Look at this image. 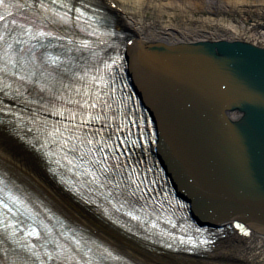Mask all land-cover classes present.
Returning a JSON list of instances; mask_svg holds the SVG:
<instances>
[{
    "label": "water",
    "instance_id": "1",
    "mask_svg": "<svg viewBox=\"0 0 264 264\" xmlns=\"http://www.w3.org/2000/svg\"><path fill=\"white\" fill-rule=\"evenodd\" d=\"M145 50L156 72L137 77L168 136L159 149L172 174L208 213L264 233V47L219 39Z\"/></svg>",
    "mask_w": 264,
    "mask_h": 264
},
{
    "label": "bare ground",
    "instance_id": "2",
    "mask_svg": "<svg viewBox=\"0 0 264 264\" xmlns=\"http://www.w3.org/2000/svg\"><path fill=\"white\" fill-rule=\"evenodd\" d=\"M101 1L107 6L116 23L125 27L136 37L138 46L136 45L137 49L131 55L132 65L137 71H142L144 77L145 70L150 76L156 72L153 65L148 67L150 54H147L145 50L153 43L168 46L174 43L213 42L221 38L245 41L264 47V0ZM251 5L255 7L251 8ZM238 7L252 11L253 20L247 21L237 17L234 9ZM199 9L202 12L218 13V18L215 16L213 20L218 19L221 22L213 24L210 22L213 17L209 18V15L204 14L196 15ZM178 14L179 18L175 16ZM195 141H197L196 138ZM0 159L30 177L37 186L53 194L57 203L59 202L66 210L78 213L94 229L115 244L150 264H264V233L260 231H249L248 234H243L234 228L226 227L222 229L224 235L219 236L210 251L191 256L170 252L133 239L111 226L95 210H85L84 206L58 182L40 152L35 150L25 136L20 135L17 126L8 124L1 116ZM29 174H32V177ZM224 254L229 257L226 262L217 259Z\"/></svg>",
    "mask_w": 264,
    "mask_h": 264
},
{
    "label": "rangeland",
    "instance_id": "3",
    "mask_svg": "<svg viewBox=\"0 0 264 264\" xmlns=\"http://www.w3.org/2000/svg\"><path fill=\"white\" fill-rule=\"evenodd\" d=\"M255 6H252L251 5V8H254ZM234 9V8H233ZM234 11L235 12H237L235 15H237V17L239 16V17H242L243 19H246L247 21H251V20H253V18H254V15H253V13H252V11H246V10H244V9H239V7L238 8H235L234 9ZM245 11V12H244ZM202 10L200 11V9L196 12V15L197 14H204V15H209V18L210 17H213L212 19H210V22L211 23H213V24H217L218 22H221V21H219L218 19L217 20H213L214 19V17L215 16H217V18H218V13H211V12H202ZM177 18H179V14L178 15H175ZM226 17H228V15L226 16ZM225 17V18H226ZM216 19V18H215ZM220 19V18H219ZM5 144H8V142H6V141H3ZM12 151H13V149H12ZM49 192V191H48ZM50 193V192H49ZM51 194V193H50ZM51 196H53L55 199H56V197L53 195V194H51ZM73 215H75V216H78L77 218L79 219V220H81L82 222H84L85 224H87L86 223V221H84V218H82V217H80L79 215H77V214H74L73 213ZM92 228V227H91ZM227 255V254H226ZM225 254L224 255H221V256H219L217 259H219L220 261H227L228 259H229V257L228 256H226Z\"/></svg>",
    "mask_w": 264,
    "mask_h": 264
},
{
    "label": "snow or ice",
    "instance_id": "4",
    "mask_svg": "<svg viewBox=\"0 0 264 264\" xmlns=\"http://www.w3.org/2000/svg\"><path fill=\"white\" fill-rule=\"evenodd\" d=\"M4 3H5V0H0V5H3ZM4 19H5V17L2 14H0V21H2ZM0 39H2V37H0ZM101 151H103L102 148H101ZM3 203H4L3 200H0V204H3ZM4 206L7 207V205H4ZM32 234L33 233H29V235H32ZM169 247H171V245H169ZM48 258H49V260L55 259V257H53L51 255ZM85 264H93V261L87 260V261H85Z\"/></svg>",
    "mask_w": 264,
    "mask_h": 264
}]
</instances>
